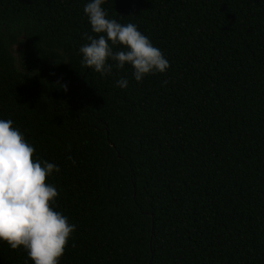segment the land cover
Instances as JSON below:
<instances>
[{
    "label": "trees",
    "instance_id": "obj_1",
    "mask_svg": "<svg viewBox=\"0 0 264 264\" xmlns=\"http://www.w3.org/2000/svg\"><path fill=\"white\" fill-rule=\"evenodd\" d=\"M87 2L0 0V118L60 166V264H264V0H108L170 62L141 82L82 65Z\"/></svg>",
    "mask_w": 264,
    "mask_h": 264
},
{
    "label": "clouds",
    "instance_id": "obj_2",
    "mask_svg": "<svg viewBox=\"0 0 264 264\" xmlns=\"http://www.w3.org/2000/svg\"><path fill=\"white\" fill-rule=\"evenodd\" d=\"M107 2L88 0L84 6L91 30L97 35L87 36L89 43L80 47L82 65L101 76L128 65L136 82L166 73L170 62L163 52L136 24L109 18L102 7ZM117 45L123 50L114 51ZM115 83L126 89L129 80L120 77ZM36 152L12 119L0 118V242L13 250L23 248L33 264H60L77 226L57 210L59 191L46 182L61 171L60 166ZM67 158L75 164L72 156Z\"/></svg>",
    "mask_w": 264,
    "mask_h": 264
},
{
    "label": "rangeland",
    "instance_id": "obj_3",
    "mask_svg": "<svg viewBox=\"0 0 264 264\" xmlns=\"http://www.w3.org/2000/svg\"><path fill=\"white\" fill-rule=\"evenodd\" d=\"M15 49H17V47H15Z\"/></svg>",
    "mask_w": 264,
    "mask_h": 264
}]
</instances>
